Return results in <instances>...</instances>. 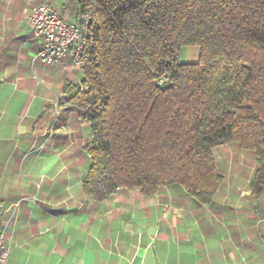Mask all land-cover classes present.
<instances>
[{
  "label": "crops",
  "instance_id": "0c3cea01",
  "mask_svg": "<svg viewBox=\"0 0 264 264\" xmlns=\"http://www.w3.org/2000/svg\"><path fill=\"white\" fill-rule=\"evenodd\" d=\"M0 4V192L7 264H264V196L251 192L255 154L230 143L219 157L224 177L214 201L204 205L178 184L152 197L119 189L97 202L85 194L91 166L90 124L64 93L81 81L72 65L43 67L34 58L27 15L31 3ZM67 18L79 2L57 0ZM186 63L200 48L187 47ZM36 72L38 79L33 78ZM239 153L240 156H237ZM233 158L237 164L229 165Z\"/></svg>",
  "mask_w": 264,
  "mask_h": 264
},
{
  "label": "trees",
  "instance_id": "16d2710c",
  "mask_svg": "<svg viewBox=\"0 0 264 264\" xmlns=\"http://www.w3.org/2000/svg\"><path fill=\"white\" fill-rule=\"evenodd\" d=\"M97 4L99 62L81 68V87L64 88L93 135L85 194L152 197L178 184L210 205L224 182L213 150L237 143L255 154L250 188L263 197L264 0ZM189 46L197 63L180 60Z\"/></svg>",
  "mask_w": 264,
  "mask_h": 264
},
{
  "label": "built area",
  "instance_id": "2783aa9c",
  "mask_svg": "<svg viewBox=\"0 0 264 264\" xmlns=\"http://www.w3.org/2000/svg\"><path fill=\"white\" fill-rule=\"evenodd\" d=\"M57 0H43L29 5L27 20L34 39L39 41L40 50L34 58L43 67L72 65L81 69L86 64L99 62L100 44L98 28L100 25L97 0L79 3L78 13L67 18L56 7ZM79 2V1H78ZM34 79H38L36 72ZM164 79L161 80L163 82ZM77 84L81 87L79 80ZM8 211L0 192V264H7L11 250L6 245L3 216Z\"/></svg>",
  "mask_w": 264,
  "mask_h": 264
},
{
  "label": "rangeland",
  "instance_id": "374dc122",
  "mask_svg": "<svg viewBox=\"0 0 264 264\" xmlns=\"http://www.w3.org/2000/svg\"><path fill=\"white\" fill-rule=\"evenodd\" d=\"M187 47H184V48H182V50H181V52H180V60H181V62H184L185 63V61L187 60L186 59V57H187ZM236 144V143H235ZM229 144H224V145H221L220 146V150H218V153H219V157H223V155L224 154H226L227 153V151H229V153L231 154H233L234 153V151H233V149H230V147H227ZM236 155L237 156H240V154L239 153H236ZM245 161H244V164H246V161L248 162V165L251 163V164H253L252 166V172H255V169H256V161L254 162V160L252 159V157H248V158H245L244 159ZM228 164L229 165H235V164H237L236 163V161L233 159V158H229L228 159Z\"/></svg>",
  "mask_w": 264,
  "mask_h": 264
}]
</instances>
